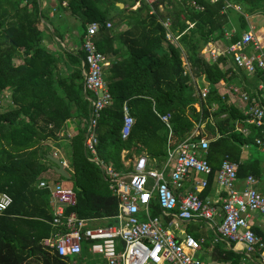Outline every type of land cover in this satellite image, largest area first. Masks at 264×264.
<instances>
[{"label": "trees", "instance_id": "trees-1", "mask_svg": "<svg viewBox=\"0 0 264 264\" xmlns=\"http://www.w3.org/2000/svg\"><path fill=\"white\" fill-rule=\"evenodd\" d=\"M189 1L171 0L170 11L158 12L157 8L156 14H149L148 6L142 3L136 10L121 15V19L115 13L123 11L116 6L121 0H69L68 7L79 17L84 31L85 24L93 20L102 23L111 20L114 28L125 17L131 20L124 34L113 36L111 27L96 37L98 50L115 56L105 67V79L114 100L98 119L96 148L99 157L116 170L123 169V149L128 151L126 158L143 151L158 159L163 157L167 129L153 109L171 114L173 132L182 140L200 117L209 119L207 106L217 103L213 117L219 136L210 142L208 149L212 172L200 195L204 197L223 157L228 155L238 161L241 147L253 142L258 133L252 128L249 136L244 137L234 130L235 119L242 115L227 104L226 97L222 98L217 84L225 80L256 87L259 81L264 84V71L248 76L233 65L227 66L232 63L226 54L209 61L200 50L210 40L229 45L240 39L242 32L249 29V17L264 16V0H195L201 10ZM61 2L54 8L61 7ZM133 2L129 0L130 6ZM165 17H170L172 30L181 33L180 41L193 73L209 87L204 101L196 94L189 75H183L180 51L163 41L164 28L159 18ZM44 18L40 0H0V91L9 88L13 103L7 110H0V191L12 197L11 205L0 214V264H75L85 256L90 257L86 247L81 255L62 257L41 242L52 230L50 192L38 187L41 174L51 167L49 148L43 149V142L58 140V132L69 118L87 119L86 96L90 95L83 91L84 49L77 46L59 54L44 46L45 33L39 28ZM187 20L194 23L189 29ZM226 30L230 32L227 37ZM83 36L84 32L79 38ZM59 37L62 40V34ZM114 39L118 42L113 47ZM20 49L25 56L16 64L13 59ZM61 64L67 67L65 76L59 73ZM124 101L134 117L126 138L121 136ZM197 102L201 112L194 106ZM84 132V128H79L67 140L73 170L69 180L76 203L67 207L66 212L75 211L81 218L113 216L117 213V200L99 166L87 159ZM263 173L264 165L257 158L239 163L238 178L248 174L259 178ZM255 233L262 235L257 230ZM216 246L221 259H229L231 264L239 262L240 255L235 251L228 249L221 253L220 246Z\"/></svg>", "mask_w": 264, "mask_h": 264}, {"label": "built area", "instance_id": "built-area-1", "mask_svg": "<svg viewBox=\"0 0 264 264\" xmlns=\"http://www.w3.org/2000/svg\"><path fill=\"white\" fill-rule=\"evenodd\" d=\"M61 3L68 5L64 0ZM142 3L148 6L149 14H156L157 8L158 12L165 8L168 11L172 9L171 3L166 0H134L130 8L136 10ZM189 3L197 10L202 9L195 0ZM159 22L164 28V43L168 42L180 51L183 75H189L196 94L204 101L209 87L207 84L201 86L193 73L180 41L181 33L172 30L169 17L159 18ZM186 23L188 28L194 25L189 20ZM103 27H111V22H105V25L99 21L86 23L81 46L85 51V59L82 61L83 91L90 94L86 96L89 114L87 119L77 116L72 118L77 119L78 129H85L87 158L100 166L117 200V213L101 218H81L75 211L67 213L66 208L76 203L75 191L59 181L50 185L48 179H41L38 187L48 188L52 209V232L42 239V245L62 257L81 255L86 247L92 256L101 255L100 259H96V264H210L205 258L210 256L215 244L223 240L233 250L244 252L251 264H264V236L256 234L249 222L252 213L264 218V194L256 187V176L248 174L242 186L237 187L239 162L225 155L214 174L218 187L216 197L209 199L199 195L207 186V177L212 172L207 159L210 140L203 133L205 120L202 117L185 138L177 140L170 121L171 114L153 109L167 128V155L161 167L155 166L154 160L146 154L135 158L126 171H117L98 159L97 122L101 112L112 105L114 100L105 79V67L109 62L96 45V35ZM229 34L225 32L226 37ZM200 53L209 61H215L219 55L226 54L232 63L230 65L245 71L247 75H253L258 70L264 71V34H257L249 24V29L243 31L240 39L235 42L221 48L208 41ZM218 84L224 87L222 92L219 91L222 98H225L224 95L238 98L242 117L235 120L234 130L247 137L251 128L256 129L258 135L254 136V143L264 149L263 82L259 81L252 88L236 82L229 84L225 80H220ZM194 106L201 112L199 103ZM207 109L210 115L217 109V103H212ZM122 112L121 136L126 138L134 118L126 102ZM58 134L68 138L75 135L68 131ZM59 161L63 168L68 167V160ZM196 173L204 177L197 180L194 178ZM190 180L194 189H185V182ZM11 203V195L0 191V214ZM195 220L205 221L214 231L205 250L201 248L205 241L203 237L187 233L179 226V222ZM98 221H103L104 225ZM202 251L204 257L198 255Z\"/></svg>", "mask_w": 264, "mask_h": 264}, {"label": "crops", "instance_id": "crops-1", "mask_svg": "<svg viewBox=\"0 0 264 264\" xmlns=\"http://www.w3.org/2000/svg\"><path fill=\"white\" fill-rule=\"evenodd\" d=\"M57 2H55V0H40V5H41V8H42V11H43V14L45 15V18L44 19H41V23L39 25V28L40 29H43L44 30V37H43V44L44 46H46L47 48H49L51 51L55 52V53H61L63 51V49L65 50H69V49H74L76 48L77 46H81V43H82V37L80 38V40H77L78 42L75 43V40L77 38H79V36L81 35V32L78 33L77 31V28L79 27V25L82 26V23H81V20L79 19V17L77 15H75L73 12H71V10L69 9L68 5L64 6L62 5L61 3V7L59 6L58 8H54V6L63 1V0H56ZM66 1L67 3L69 2V0H64ZM167 3L170 4L171 0H166ZM172 5V8H173V3H171ZM116 6H118V8L120 10L123 9V11H117L115 12L118 16L119 19H121V15H126V14H129L130 12H132L133 10L130 8V4H129V0H121V2H116ZM168 10H166V8L164 9V13H166ZM170 11V10H169ZM114 13V14H115ZM55 16H56V20H55ZM166 18V17H165ZM170 18V17H169ZM55 20V21H54ZM93 21H98V20H93ZM110 21L111 22V27H112V23L113 21L111 20H107L105 22H108ZM100 22V21H99ZM105 22L102 23L103 25H105ZM187 24V23H186ZM250 24V22H249ZM131 25V20L130 18H123L122 20H120V23L118 24L117 27H112V29L114 31H112V35H121V34H124L126 33L128 30H129V27ZM61 26H64L66 28V33H63L61 32L60 34H62L63 38L62 40L60 39L59 37V33H55L56 30L59 29V27ZM83 27V26H82ZM111 27L109 28H106V27H103L101 29V31L96 35V37L98 35H100L103 31H105L106 29H110ZM187 29H189L187 27ZM84 30V28H83ZM103 30V31H102ZM228 31V30H226ZM225 31V32H226ZM84 34L86 32V24H85V31H83ZM224 32V33H225ZM111 35V36H112ZM77 37V38H76ZM211 41V40H210ZM118 40H112V45L113 47L115 46V43H117ZM214 42L215 44L219 45V46H227V45H224L222 41H212ZM107 57V60L108 62L110 63L112 60H114L115 56L114 54H110V52H106L104 53ZM25 56L24 52L20 49L19 50V53L16 54L14 56V59L15 61H19L18 63L21 62V59L22 57ZM17 63V64H18ZM230 65V64H227V66ZM226 66V67H227ZM107 67V66H106ZM59 73L60 75H63L65 76L66 73H67V67L65 64H61L59 66ZM57 73V71H54ZM250 76V75H248ZM198 79V82L201 86H207L206 84V81L203 79V78H199L197 77ZM227 82V81H225ZM229 83V82H228ZM231 83V82H230ZM229 83V84H230ZM224 89V87L221 85V84H218V90L222 92V90ZM0 110H7L8 108H10V106L13 105L12 103V99H11V90L9 88H5L3 89L2 91H0ZM221 94V93H220ZM222 95V94H221ZM226 97L225 101L227 102V104H231L233 105L237 110L238 112L240 113L239 111V108H238V104H239V101H238V98L235 96V97H229L227 95H224ZM2 101H6V102H2ZM126 102V101H124ZM123 102V104H124ZM4 103H6V105H4ZM199 103V102H197ZM127 104V102H126ZM196 104V103H195ZM2 105V106H1ZM128 105V104H127ZM111 106V105H110ZM123 106V105H122ZM4 107V108H3ZM109 107V106H108ZM196 108V107H195ZM130 111V109H129ZM214 112V111H213ZM213 112L210 113V118L208 120H205V127L207 126V122L210 121L214 126H215V121L214 120V117H213ZM123 113V112H122ZM241 114V113H240ZM123 118V117H122ZM134 118V117H133ZM159 118V117H158ZM240 117H237L236 119H238ZM235 119V120H236ZM161 121V120H160ZM162 122V121H161ZM204 127V128H205ZM167 129V128H166ZM194 129V127L191 129V131ZM252 129V128H251ZM71 130V131H70ZM73 132L76 134V132L78 131V123H77V119L75 118H69L66 122H65V125L63 126V128L58 132ZM190 131V132H191ZM189 132V133H190ZM255 132L257 133V130L255 129ZM188 133V134H189ZM203 133L207 136V138L210 140V142L215 139L216 137H218L219 135L216 133V127L213 128V130H210L209 132H206L205 130L203 131ZM215 133V134H214ZM187 134V135H188ZM186 135V136H187ZM258 135V133L256 134ZM255 135V136H256ZM185 136V137H186ZM58 137L59 139L58 140H53V139H47L46 141L43 142V149L46 148V146L49 148V154L48 155H52L54 158L60 160V159H66L68 160L69 162V165L68 167H65L64 170L70 174V172H73L72 168L70 167V161H69V156H67V154L62 150L64 145H67L68 144V137H66L65 135L64 136H60L58 134ZM176 137V136H175ZM184 137V138H185ZM71 138V137H69ZM177 139V137H176ZM177 140H180V139H177ZM254 142V140H253ZM83 144H84V140H83ZM210 145V143H209ZM243 146H246V144H244ZM241 147V155L239 157V160L238 162L241 163L249 158H251V154H250V151H249V148L248 150L245 148L246 147ZM85 148V147H84ZM259 148V147H257ZM259 149H263V148H259ZM97 150V148H96ZM71 152V151H70ZM127 150L123 149L121 151V163L123 165V169L122 170H117V171H126L128 169H130L129 165L131 164V162L137 158L139 155H142V154H146L150 159H153L154 160V165L155 166H158V167H161L164 162L166 161V153H167V135H166V141H165V150H164V155L162 158H156V157H152L150 155H148L145 151L141 152L140 154H132L131 157H125V155L127 154ZM56 154V155H55ZM70 155V153L68 154ZM88 156V155H87ZM97 156H98V159L100 161H102L104 164H107V165H111L113 167L112 164L110 163H106L103 159H101L98 155V151H97ZM88 159V158H87ZM50 160V159H49ZM51 161V160H50ZM90 161V160H89ZM60 162V161H59ZM93 162V161H91ZM95 163V162H94ZM52 161H51V165H52ZM96 164V163H95ZM98 165V164H96ZM99 166V165H98ZM239 167V166H238ZM100 168V166H99ZM114 168V167H113ZM69 169L70 172L67 170ZM101 169V168H100ZM115 169V168H114ZM54 170L52 169V167H50L47 171L43 172L41 174V179H50L51 178V173L50 172H53ZM59 175V174H57ZM60 176V175H59ZM62 177V176H61ZM204 176L202 177H197V175L195 174L194 178L197 179V180H200L202 179ZM70 178V177H69ZM68 178V179H69ZM257 178V177H256ZM264 179V173L261 175V177L257 178L258 179V182L256 184V187L263 193V189L261 188L260 186V181L261 179ZM245 178H238V183H237V187H241L242 186V181L244 180ZM56 181H59V180H56ZM60 182V181H59ZM63 184V183H62ZM64 185V184H63ZM65 186H68V187H71L70 185H65ZM207 187V186H206ZM205 187V188H206ZM72 188V187H71ZM204 188V189H205ZM73 189V188H72ZM185 189H194L193 187V182L192 180L190 181H186L185 182ZM203 189V190H204ZM74 190V189H73ZM202 190V191H203ZM202 191L199 193V195H201ZM112 192V191H111ZM217 192H218V187L216 185V182L213 178L212 180V186H211V189L210 191L208 192V194L206 196H204L205 198H209V199H213L216 197L217 195ZM264 194V193H263ZM51 202V201H50ZM52 210V209H51ZM249 222L251 223V226H252V229L255 231L257 230L258 232H260L262 234V236H264V218L262 216H260L259 214L257 213H252L251 216L249 217ZM98 223L100 224H104L103 221H98ZM179 226L180 228H182L183 230H185V232L187 233H190V234H193L195 236H198V237H203L204 238V242H203V247H205L204 249L202 250H205L208 245H209V242L214 234V231L213 229L210 227L209 224H207L205 221H202V220H195V221H190V222H179ZM52 227V226H51ZM52 232V230H51ZM51 232L49 233V235L51 234ZM257 234V233H256ZM48 235V236H49ZM218 244H215V246H220V249L222 250L221 253H223L224 250H233L231 248V246L223 241V240H220L217 242ZM216 246V247H217ZM235 251L237 254L240 255V260L237 264H251V262H249V258L248 256L244 253V252H239V251H236V250H233ZM89 253V252H88ZM90 257H84L81 261L79 262H83V261H88V262H91V264H96L97 263V258H95L94 256H92L90 253H89ZM210 264H231V261L229 259H221V255H219L218 252L215 251V247L214 249L211 251L210 253V256L208 258H205Z\"/></svg>", "mask_w": 264, "mask_h": 264}, {"label": "rangeland", "instance_id": "rangeland-1", "mask_svg": "<svg viewBox=\"0 0 264 264\" xmlns=\"http://www.w3.org/2000/svg\"><path fill=\"white\" fill-rule=\"evenodd\" d=\"M236 8H239V7L236 6ZM56 19L57 18L55 16V20ZM249 22H250L251 26L254 27V30H255V32L257 34H259V35H261V34L263 35L264 34V28L262 27L263 24H264V16L263 15H258L257 14V15L251 16V17H249ZM77 31H78V33L79 32L83 33V31H84L83 27L81 25H79V27L77 28ZM61 32L66 33V28L64 26L59 27V29L55 31V33H57V34L61 33ZM78 40H80V38H78ZM220 47L224 48L225 46H220ZM13 62L17 64L19 61L17 62V61H15V59H13ZM2 102H6V101H2ZM4 105H6V103H4ZM214 127L215 126L209 121L207 126L203 129V131L205 130L206 132H209L210 130H213ZM243 147H246L245 150L246 149L248 150V148H249V151H250V154H251V159L257 158V159L261 160L263 165H264V149L257 148V146L255 145L254 142H249V143L246 144V146H243ZM62 150L67 154V156H70V155H68L70 153L69 144L68 145H64ZM67 170L70 172L69 169H67ZM50 173H51V178L48 179V183L50 185L53 184L54 181L59 180L64 185H70L71 187H73L72 184H71V181L69 180L70 178L68 179V178L61 177V176L57 175L54 171L50 172ZM196 175H197V177L204 176L201 173H196ZM69 177H70V175H69ZM260 186L264 190V179L263 178L260 181ZM263 193H264V191H263ZM102 225H104V224H102ZM201 248L204 249L205 247H203V245H202ZM198 255L201 256V257H204L205 254L202 251V252H198ZM94 257L97 258V259H100L101 255L100 254H95ZM31 264H35V262H31ZM77 264H91V262L83 261L82 263L78 262Z\"/></svg>", "mask_w": 264, "mask_h": 264}, {"label": "water", "instance_id": "water-1", "mask_svg": "<svg viewBox=\"0 0 264 264\" xmlns=\"http://www.w3.org/2000/svg\"><path fill=\"white\" fill-rule=\"evenodd\" d=\"M48 158L52 161L53 164L51 165V167L56 174H59L64 178H69V174L64 170L62 164L58 159L54 158L52 155H48ZM218 219H220V216H218Z\"/></svg>", "mask_w": 264, "mask_h": 264}]
</instances>
